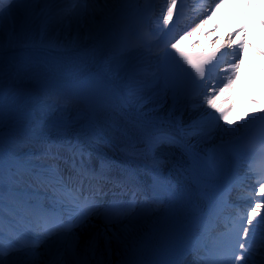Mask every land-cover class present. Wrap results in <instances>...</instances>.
<instances>
[{"label": "bare ground", "instance_id": "6f19581e", "mask_svg": "<svg viewBox=\"0 0 264 264\" xmlns=\"http://www.w3.org/2000/svg\"><path fill=\"white\" fill-rule=\"evenodd\" d=\"M146 1L133 0L132 3H140L133 14L125 12L127 9L125 3L122 15L119 18L116 17L117 15L114 16L118 20L113 27L111 24L108 26L111 21L113 22L110 16L122 8V3H124L122 0H96V2L88 3L93 6L92 8L86 9L82 3L73 4L72 0H61L59 4L45 3L46 7L42 6V10L37 6L35 9V5L19 3L18 8L27 17L20 21L29 24L28 33L25 35L24 30L18 29L19 19H16V23L9 20L8 6L5 3L3 31L0 32L3 37L1 39L4 41L3 87L5 95L12 94L14 90H20L14 93L21 95L27 89L34 87L39 89L40 94L42 91H49L51 99L41 100L37 97L31 98L29 95L5 97L3 126L0 131L2 130L1 132L7 138H21L18 136L19 132L26 131L34 142L52 144V147H58L70 153L69 143L66 142L73 143L83 129L77 128L72 131L71 128L76 124L85 123L88 120L87 115H80L78 108L62 105L56 101L62 96L58 93L60 90L47 87L48 83L71 82L91 88L98 94L116 100L118 103L124 100L140 124L159 126L170 132L172 136L183 137V149L191 161L187 171L191 183L181 185V189L173 188L180 192L182 198L180 200L184 202V205L179 208L180 211L187 217L191 215L197 217L204 211V203L195 190L206 188L209 184L216 185L223 180L222 177H209L202 171L208 155L215 153L221 161L225 160L227 149L237 141L242 130L247 131L252 128L253 132L264 131V118H262L264 117V27L250 23L247 29L239 31L233 39L223 37L216 39L211 34L203 35L202 28L196 24L199 37L194 36L195 40L188 44L185 42L187 32L183 30L177 37L178 47H182L183 52L198 50L199 53L193 52L194 55L214 57L211 58L212 62L205 65L209 73L198 84L193 80L195 73L184 61L164 76V71L161 70L164 53H152L138 47L118 56L116 58L118 62L113 61V58L104 59L102 55H105L106 48L112 44L113 40L126 37V35H134L136 30L146 25L147 18L137 20L135 17H138L143 10L148 13L150 7L154 9L156 4L161 3L159 7L162 8L164 2H169V0H150L149 7L145 6ZM128 7L130 9V6ZM55 10L58 11L55 12ZM132 10H135V7ZM261 11L264 16V7ZM50 12L55 13L48 14ZM157 20L159 23L157 29H154L152 43L172 23L170 21L165 25L160 17ZM44 21L50 24L49 33L39 31L45 25ZM57 29L61 31L56 32ZM31 32L36 36L30 38L29 33ZM240 38H243L244 45L242 54L236 53ZM191 47L194 48L191 49ZM234 64H238L239 67L234 68ZM186 71L189 74L185 77ZM229 80H231L230 87L223 92L217 103L225 109H230L229 118L233 123L229 124L220 120L219 125H223L220 127L216 121L208 118L207 114L214 110L202 100L208 94L209 87L215 88L216 92L212 93L215 95ZM133 89L135 92L132 91ZM172 89L176 92L175 95L171 94ZM196 91L199 93L195 94ZM161 103L164 105L161 106ZM170 105H172V110L168 112ZM69 115L70 121L62 118ZM27 117L31 119L29 123H27ZM70 124L72 126L68 128ZM88 125L89 128L94 129L90 123ZM139 153L146 156L145 152ZM32 154L30 149L13 151L12 148H5V163H9L11 167L21 165L22 172L28 171L26 169L33 170L36 162ZM110 155L114 159L113 154ZM139 158L132 156L121 161L129 164L130 168H134L139 166L135 161ZM16 159L24 164H18ZM10 160L14 161L15 165ZM10 166L7 168L9 172L7 176L12 172ZM120 167L114 168L119 171L124 181L132 183L131 171L124 169L123 165ZM242 167L238 164L232 166L233 171L225 182L229 183V179L235 172L239 173V176H241L240 173L246 174L245 170H239ZM173 168L174 162H167V165L160 164L154 170L157 173L169 175ZM12 177L14 181L25 183L22 185L11 183L10 190L18 195L19 199H26V203L34 201L36 202L34 205H49L44 200L40 201V198L49 196V193L41 191L37 186H30L19 176L12 175ZM111 194L108 193V195ZM0 206V212L7 207L6 210L12 208L14 213L21 215L18 204L13 202L7 187L3 204ZM32 206L29 204L28 207ZM221 208L222 204L217 207V209ZM60 209L65 213L67 211L65 207H60ZM105 213L115 218L110 224L112 230L130 234L131 240L135 241L132 246H129V243L113 240L110 247L106 248L103 233L108 222L105 219ZM153 213L149 212L148 204L129 214L99 212L90 218L87 226L76 229L74 241H78L79 251L83 253L91 241L99 240L92 264H96L97 261H103L104 264H149V258L155 250L175 242L173 241L175 230L166 229L163 219L164 212L153 211ZM28 228H31L30 223L24 230L30 233ZM62 244L56 240L42 243L41 247L31 254L32 264H51V256H54V259L57 258V248ZM182 244L180 243V246ZM25 253L27 252H17L16 255ZM61 255L65 264H73L75 257L71 253L64 252ZM7 259L21 261L18 256H10ZM67 260L68 263H66ZM254 260L256 264H264V248H258Z\"/></svg>", "mask_w": 264, "mask_h": 264}, {"label": "snow or ice", "instance_id": "6c2138e0", "mask_svg": "<svg viewBox=\"0 0 264 264\" xmlns=\"http://www.w3.org/2000/svg\"><path fill=\"white\" fill-rule=\"evenodd\" d=\"M7 2V11L11 17V5L16 3H22L29 6L36 5L41 0H0V32L3 31V17L5 14V3ZM48 4H56L61 0H43ZM75 3H82L87 8L89 2H96V0H72ZM124 3H132L133 0H122ZM177 0H169L167 10L162 16L163 23L167 25L173 18V10L176 8ZM216 7H220V4H216ZM14 23V21H13ZM190 34V33H187ZM179 40L170 44L172 49H176L179 56L183 59L195 73V77H199L203 80L205 76V65L209 61H197L191 55L183 52L178 47ZM243 48L241 42L239 49ZM3 54H4V41L0 39V128L3 126V105L5 100V92L3 87ZM234 68H238V64L233 65ZM193 77L195 83H199L200 80H196ZM223 83V81H221ZM231 80L224 84L220 88L219 93H215V88L209 87L208 94L203 97L202 102L205 103L210 109L214 110L207 114L208 118L216 121L219 125V121L223 120L226 123H233L229 118L230 109H225L218 105L217 101L223 92L230 87ZM135 92V89L132 90ZM218 114V115H217ZM66 121H70L71 117H62ZM264 118V117H262ZM223 127V125H219ZM163 142V137L155 135L149 138V149L155 153L156 148ZM207 168L210 173H215L220 167V159L215 153H210L207 158ZM75 166V165H74ZM79 171L81 174H86L87 169L83 166V160L81 159ZM264 175V172H262ZM37 179L55 180L57 185L56 192L63 194L65 198H70L73 204L72 213L65 218L64 216L57 215L54 212H48L43 209H37V224L39 231L37 234H33L30 237H19L17 243L10 245L5 249L2 238V225H0V264H32L31 261H15L9 260L13 252H34L37 248L41 247L42 242L51 241L55 238L56 241L62 242L64 245V252L71 253L75 259L73 264H92L95 260L96 251L99 246V240H93L89 243L85 252L79 251L78 241H74L76 236V229L83 228L90 223V218L95 214L96 203L93 198L73 195L67 184L64 182V178L59 174L53 176L51 173L48 176L39 174ZM8 183L6 184L5 177V159H4V135L0 132V205L3 204L4 194L6 187L10 190L11 183H14L12 175L7 177ZM254 196H264V181L260 182L255 189ZM59 198V197H57ZM252 206L246 211L243 216L237 215L235 219L231 221V227L223 233V239L218 243L214 252V264H256L254 255L258 248H264V201H257L252 198ZM222 200L217 202V207L221 206ZM260 217L257 220V217ZM105 219L108 222V226L105 229L103 235L105 236L106 248L110 247L113 240H117L121 243H129L132 246L135 241H132L130 234H122L119 231L111 229L110 224L115 219L105 213ZM253 221H256L254 224ZM261 229L258 234L257 229ZM111 233V234H109ZM61 254L57 252V258L51 261V264H65V261L60 258ZM96 264H104L103 261H97Z\"/></svg>", "mask_w": 264, "mask_h": 264}, {"label": "rangeland", "instance_id": "374dc122", "mask_svg": "<svg viewBox=\"0 0 264 264\" xmlns=\"http://www.w3.org/2000/svg\"><path fill=\"white\" fill-rule=\"evenodd\" d=\"M60 21V20H59ZM58 21V22H59ZM87 22V21H86ZM45 25L42 27V31L41 32H43V33H45V32H48L49 33V22L48 21H46L45 23H44ZM85 25H86V23H85ZM62 27V26H61ZM56 32H59V31H61V29H57V30H55ZM27 33H28V31H27ZM33 35H34V33H29V37L31 38V37H33ZM41 35H42V33H41ZM261 215H264V212H262L261 213ZM260 218V217H259ZM259 218H257V220H259ZM259 229V228H258ZM261 230V229H260Z\"/></svg>", "mask_w": 264, "mask_h": 264}]
</instances>
